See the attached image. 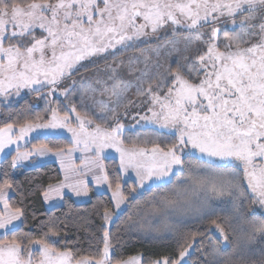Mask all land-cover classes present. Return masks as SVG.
I'll use <instances>...</instances> for the list:
<instances>
[{"label": "snow or ice", "instance_id": "6c2138e0", "mask_svg": "<svg viewBox=\"0 0 264 264\" xmlns=\"http://www.w3.org/2000/svg\"><path fill=\"white\" fill-rule=\"evenodd\" d=\"M225 17L233 27L231 32L223 31L221 40L222 30L216 24ZM169 22L174 27L165 47L177 51V26L189 30L214 26L207 40L198 32L184 37L186 47L193 41L203 46L175 68L163 67L159 61L150 68L151 57L144 52L140 53L144 67H132L140 58L128 56L129 75L139 73L137 99H132L128 96L131 83L117 74L125 61L115 58L137 49V41L148 43L147 38ZM109 57L114 62L105 71L112 83L97 79L102 87L93 90L107 101L93 96L92 108L84 105L80 112L72 104L71 112L63 110L64 116L53 108L50 121L42 123L38 116L36 122H25L19 136L15 125L8 123L0 128V153L16 144L11 161L15 168L33 154L19 149V140L27 133L65 128L75 146L69 153H86L76 175L91 173L92 180L72 181L65 174L63 181L42 191L45 203L64 201L67 193L89 197L90 184H106L114 210L105 207L103 219L114 223V216L118 218L128 206L138 209L150 194L147 217L161 221L164 231L176 239L173 255L150 264H190L193 250L204 256L197 264H264V214H248L254 204L264 209V0H0V96L5 102L13 89L19 97L21 89L39 93L50 85L52 95L81 67L87 70L82 61L95 65ZM75 83L72 80L62 94L75 91ZM143 106L151 115L130 112ZM72 113L77 126L69 118ZM130 115L134 120L139 116L137 125L145 121L144 128L155 125L148 131L156 137L167 131L173 139L165 142L166 150L158 139L144 141L153 144L151 151L139 147V134L127 147V132L139 133L134 125L124 123ZM107 149L119 154L114 188L103 163L109 158ZM34 152L39 156L52 152L58 158L65 154L48 144L37 145ZM129 169L136 180L125 192L121 177ZM5 189H12L7 178L0 184V264H142L140 257L114 260L109 228L103 230L100 254L81 259L57 247L60 241L53 237L59 231L54 222L46 225L48 231L40 238L29 232L18 234L17 221L23 222L24 211L9 203ZM189 224L201 227L181 236ZM205 236L214 239L209 250L196 247L204 243L198 238Z\"/></svg>", "mask_w": 264, "mask_h": 264}, {"label": "trees", "instance_id": "16d2710c", "mask_svg": "<svg viewBox=\"0 0 264 264\" xmlns=\"http://www.w3.org/2000/svg\"><path fill=\"white\" fill-rule=\"evenodd\" d=\"M203 32V39L206 40L210 37V26L201 27ZM39 34V32H37ZM192 33L185 32L179 33L176 39L180 40L177 45V50H173L171 45L165 47V39H159V50L156 51L159 60L162 61L161 65L167 64L171 60V67H176L179 61L184 62L185 56H190L191 51L185 45L184 37L190 36ZM222 35V34H221ZM169 35L168 37H170ZM206 36V37H205ZM184 44H183V43ZM5 46H8V41H5ZM165 62V63H163ZM175 62V63H174ZM169 64V63H168ZM102 66V65H99ZM98 66V67H99ZM96 66H90L87 70L94 69ZM86 70V71H87ZM85 70L81 71L84 72ZM89 99L84 98V105L90 103ZM76 106V101H73ZM77 110L81 108L76 106ZM81 109V110H82ZM85 110V109H84ZM29 97H24L8 108V110L0 117V128L8 123H12L15 127L19 128L25 122H33L36 116H40L42 112L34 113ZM62 116L63 113H60ZM39 144H48L53 147L62 148L63 150L69 149L72 144L67 138L64 137H45L36 138L30 141L29 145L24 150L35 148ZM166 150V144H160ZM13 154H9L0 161V184L7 178L12 184L11 196L8 198L9 203L14 207H20L24 211L22 221L20 223L19 233L29 232L33 238H40L44 232L48 231L46 226L48 223L54 222L59 231V235L55 240L60 241L57 247L61 250H70L73 252L76 259L83 257L98 256L103 249V230H104V209L105 207L113 209L108 194H94L90 191V200L84 204H76L70 198L65 197L62 205L57 208L45 210L41 204L42 191L48 187L49 184H55L60 181V174L54 164H44L42 166L20 169L11 167ZM106 166V171L113 182L115 187L116 175L118 170V163L114 159H106L103 161ZM8 172V176L3 175L4 171ZM123 191L127 192L134 184L132 181L124 182ZM150 194H146L145 198L141 201L138 209L132 206L119 213V217L114 216V223H111L109 229L112 233L111 255L114 260H128L129 258L139 255L142 264H150L151 261L162 258L164 256L173 255L176 251V239L172 238L168 241L152 242L143 240L135 235L126 234L127 225L136 220L139 212L147 208V203ZM131 214L132 219H129ZM145 222V232L149 234L153 230L156 223L160 221L152 219L151 224ZM41 222H44L43 224ZM205 225L204 227H207ZM200 225L190 224L187 228L182 230L181 236L194 231ZM160 231L163 232V226ZM198 239H203V244H197L199 249H208V245L214 241L213 238L207 236ZM204 258L201 251H192L190 264H197L198 260Z\"/></svg>", "mask_w": 264, "mask_h": 264}, {"label": "rangeland", "instance_id": "374dc122", "mask_svg": "<svg viewBox=\"0 0 264 264\" xmlns=\"http://www.w3.org/2000/svg\"><path fill=\"white\" fill-rule=\"evenodd\" d=\"M140 22H142V21H140ZM205 26H207V25H205ZM208 26H210V32H211V27L214 25L209 24ZM216 26H218L222 30L221 40H223V31L231 32L232 27H233L231 25L230 20H228L227 17L219 20L217 22ZM172 27H174V26H172L171 23L169 22L168 25H165L163 28H161L159 30L158 34L150 35L147 38V40L149 41L148 43H143V42L137 41V43L139 44V47L137 49H135V50L130 49L125 55L117 56L115 58L117 61L121 60V59H123L125 61V64L122 67H119L117 69V74H118L119 79H121L125 82L131 83L132 87L130 88V90L128 92V96L131 97L132 99H137L135 96V92H136L135 85L137 84L136 76L139 75V73H136L135 75H129V65L127 63V57L128 56L139 57L140 58L139 62L133 63L132 67L143 68L144 67V60H143V57L140 55V53L144 52L151 57L152 63L150 64V68L154 69L156 61H159V63H162V61L159 60L158 55L156 54L157 46L162 45V44L158 43L159 39L157 37H160V39H165L166 37L171 35ZM39 31H40L39 29L36 30V32H39ZM177 31H178V33H185V32L196 33V32H198L203 37V32L201 30V27L189 30L186 27H178L177 26ZM204 40H206V38H204ZM198 46L202 47L203 45L199 41H193L191 44H188V47L191 51L190 56L195 55ZM117 48H119V45H117ZM92 59H96V58H92ZM113 62H114L113 58H111V57H109V59L107 61L100 60L97 64H95L96 67L94 69L87 70V71H84L82 73H81V71L84 70V67H81V70L79 72H77L72 77L71 80H66L63 83H61L58 86L57 91H55L52 95H49V92L51 91L50 85H45L43 90L39 93H35V92L30 93V90L27 88L21 89V94L19 97L15 96V94H14L15 90L13 89L12 90L13 95L7 97V102H5L4 96H0V117L2 116L3 113H5L8 110V108L10 106L16 105V103L24 97H29L31 107H32V109L35 110V111H33L34 113H38V111L41 110L40 112H42V114H40V117H42L43 119L40 122H42V123H47L48 121H50L52 119L51 109H53V108L60 110L58 113L60 116H62L60 113L64 114L63 110L65 108L69 112H71V105L73 104V101H76V106H78V107H79V105L81 106V108H79V110H77L80 112L84 111V108L82 109V106L84 104V102H83L84 98L89 99L88 100L90 102L88 104L89 108L93 107V104H94L93 99H92L93 96L95 97L96 101H99V100L107 101L106 96L102 97L100 95L99 91H93V90L99 89L102 87L101 85H98L96 83L97 79L106 80V81H108V84L111 85L112 82L110 80H108V75H110V73L106 72L105 69H106L107 65H111V64H113ZM170 62H171V60H168L167 64L165 62H163L165 64H163L162 66L168 67L169 65L172 64ZM81 63L86 68H89L90 66H94L90 60H85V61H82ZM99 65H102V66H99ZM161 70H163V68H161ZM72 80L76 81V83L74 85L75 91H69L66 95L62 94V91L65 87L72 86ZM35 87H38V86H35ZM130 112L132 113V115H136L137 112H139L140 115H145V114L151 115L150 113L147 112V106H143L142 108H132V109H130ZM132 115L124 118V123L126 125H134L135 128L139 130V133H137L136 131H132V130H129L127 132L126 138L129 141V143L126 145L127 147H131V141L136 138L137 134L140 135V142H139L138 146L139 147H146L149 151H151L153 144L151 142H148L145 144L144 143L145 140L152 141V140L158 139L160 144H166L165 142H169L171 139H173V137H171V135L167 131H165V133L160 137H156V136L152 135L150 133V131H148V130L155 127V125H147V128H144L142 126H144L146 124L145 121H140V124L137 125L136 120L139 119V116H136V119L134 120L132 118ZM37 117L38 116L35 117L33 122L37 121ZM69 118L75 122L73 126L78 125L79 122L76 121L75 113H72ZM1 128H3V127H1ZM19 129H20V127L19 128L14 127V131L16 132L17 136H19ZM45 137H64V138H67L70 143L72 141L71 133H69L65 128H56V129L38 128L32 132L27 133L22 139L19 140V149H24L25 147H27L29 145L30 141H32L33 139L45 138ZM16 148H17L16 144H12L9 146V148H6L4 153H0V161L4 157L11 154V152H16ZM106 152L109 154L108 159L116 160L118 163V168H119V154L117 152H115L113 149H107ZM240 176H241V179L243 180V170L242 169L240 170ZM121 178L124 182H126V181L135 182L136 175H135L134 171L129 169L128 173L125 175H122ZM179 179H184V177H180ZM168 187L171 188L172 186L169 185ZM245 187H246V182H245ZM249 195H251L250 192H249ZM248 203L251 204V201H249ZM147 205H148V203H147ZM149 211H150V207L147 206V208L145 210L139 212L137 219L130 222L127 225L126 234L135 235V236H137L143 240L152 241V242L171 240L172 237H170L166 231H163V232L157 231V229H159L161 226H163V230H164V225L161 221L159 223L155 224L153 230H150L149 234H147L145 232L146 231L145 230L146 229L145 228V222L148 223V220L152 221V219H153V218L150 219L147 217V213ZM248 214L250 216H257L258 217L259 215L264 214V209H261L258 204H254V205H251V208H250ZM113 219H114V217H113ZM151 221H149V224H151ZM141 224L143 225L142 228L140 227ZM110 225H111V223L104 221V228H109ZM131 225H135V228H133V230L130 231L129 228ZM165 237H168V238H165ZM53 239H55V237H53ZM213 244H214V241L208 245L207 250H209ZM133 257H140V256L136 255Z\"/></svg>", "mask_w": 264, "mask_h": 264}, {"label": "crops", "instance_id": "0c3cea01", "mask_svg": "<svg viewBox=\"0 0 264 264\" xmlns=\"http://www.w3.org/2000/svg\"><path fill=\"white\" fill-rule=\"evenodd\" d=\"M74 147L75 146L72 145L69 149L64 150L65 154L59 158L56 155H54L52 152H49L44 156H39L38 154H35L34 152L35 148L27 149V150L20 149L21 153L33 152V154L28 156L26 160L19 162V164L15 168L30 169V168L42 166L44 164H54L57 167L58 172L60 174L59 182L64 180L65 174H67L72 181L80 180V179H86L88 181H91L92 180L91 173H89L86 177L84 175H79V176L76 175V171L82 167L81 160L86 155V153H84L81 150H75L69 153V150ZM11 153L13 154V156L16 155V152H11ZM31 161H35V163H31ZM62 163H63V168H62ZM59 182L52 185H56ZM90 188H91V192L94 194H108L111 201V192L108 190L106 184L97 186L95 183H92L90 184ZM4 191L7 193V199H8L11 196V191L10 189H5ZM65 192L67 193V190H65ZM65 197L70 198L76 204H84L90 200V195L89 197L78 198L72 195L71 193H67ZM62 202L63 201H59L57 199H51L47 203H45L43 195L41 197V204L45 210H50L53 208L60 207L62 205ZM112 207L114 210L113 204ZM0 210H3L2 204H0ZM17 223L20 225L21 222L17 221Z\"/></svg>", "mask_w": 264, "mask_h": 264}]
</instances>
